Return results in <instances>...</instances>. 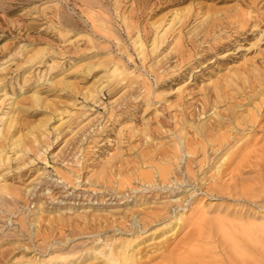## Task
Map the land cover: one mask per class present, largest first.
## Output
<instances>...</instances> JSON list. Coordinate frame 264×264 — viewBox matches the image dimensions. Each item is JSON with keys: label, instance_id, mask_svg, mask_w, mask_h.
Here are the masks:
<instances>
[{"label": "rangeland", "instance_id": "374dc122", "mask_svg": "<svg viewBox=\"0 0 264 264\" xmlns=\"http://www.w3.org/2000/svg\"><path fill=\"white\" fill-rule=\"evenodd\" d=\"M56 1L0 0V264H104L108 246L102 244L126 240L134 241L129 253L134 251L144 264H157L163 248H155L162 247L161 241L167 240L169 251L187 232L210 231L211 219L231 222L242 217L264 224V207L207 192L225 155L195 173L204 188L189 185L178 196L184 206L176 218L131 236L118 234L108 222L128 211L159 207L168 197L150 202L138 197L115 206L106 202L104 193L113 181L128 179V187L137 188L140 181L131 176L133 171H183L190 156L184 141H198L209 150L205 139L231 129L206 126L224 120L226 110L245 117L264 99V80L254 91L249 88L252 79L258 82L256 75L264 74V0H128L122 11L111 12L133 13L138 19L132 24L94 26L81 21L79 10L71 11L69 0H60V8L74 23L60 24ZM207 7L210 14L203 18ZM188 8L205 13L181 29L178 20L188 16ZM212 8H218L217 20ZM238 11L249 12L251 18L246 23L229 21ZM256 15L259 21L253 22ZM199 18L216 20L217 30L204 23L206 27H198ZM173 19L177 30L159 36ZM179 31L186 37L177 38ZM191 31L192 38L187 37ZM260 119L264 126V117ZM259 125L253 132L242 127L241 135L260 144L264 128ZM196 146L197 154L190 157L200 164L204 154ZM48 176L60 181L58 186ZM39 180L31 195L27 189ZM61 185L65 193H60ZM61 194L67 197L62 200ZM102 217L108 221L97 224Z\"/></svg>", "mask_w": 264, "mask_h": 264}, {"label": "bare ground", "instance_id": "6f19581e", "mask_svg": "<svg viewBox=\"0 0 264 264\" xmlns=\"http://www.w3.org/2000/svg\"><path fill=\"white\" fill-rule=\"evenodd\" d=\"M47 1L52 2V0H47ZM69 1L72 3V7H69V8H71V11L75 12L76 10H79V13H81L84 16V18L81 21L86 22V23H90V25L92 24L93 26L95 24H104V23H110V22L111 23L112 22L113 23L114 22H117V23L122 22L124 25H128V23L132 24V22L134 20L138 19L137 16H132L133 13L130 15H125V14H121L120 12H118L116 14H113L111 12V8H114V10L117 11V9L119 10L122 7L123 8L126 7L127 6L126 3L128 0H69ZM135 1H132V2L134 3ZM192 1L194 2V0H192ZM255 1L256 0H254V1L250 0L249 2L251 4H253ZM132 2H130V3L132 4ZM164 2H166V1H164ZM196 2L198 4L197 0H196ZM201 2H202V0H201ZM203 2H205V1H203ZM56 3H58V5H59V6L56 5L58 7V8L56 7L57 12L55 13L56 14V16H55L56 21L62 25H65V26L73 25V23H74L73 18L74 17L67 15L66 13H64L61 10L62 7L60 8V6H61L62 2L60 0H57ZM167 3H168V1H167ZM50 4H52V3H50ZM50 4H49V6H50ZM148 4H146V5H148ZM203 4L204 3H202V5ZM138 6H140V5L138 4ZM150 6H148V7L153 8V6L152 7H150ZM200 6H201V4H200ZM130 7H132V6H130ZM145 7L147 8V6H145ZM209 7H211V6H209ZM253 7L254 6H252V8ZM48 8L50 9V7H48ZM141 8H144V7H141ZM213 8H214V6H213ZM213 8H212V10H215ZM257 8L259 9L258 5H257ZM131 9H133V8H131ZM140 9H139V11H140ZM197 9H200V8H197ZM187 10H188L187 11L188 16L185 17L181 21L178 20V23L180 22V27H181V25L190 23L192 20L197 19V17H199L198 16L199 14L201 17V15H203L205 13V12H203L201 14V12L203 11V10L201 11V9H200L201 12L197 11L196 13L191 12L192 10H189V8ZM210 10H211V8L210 9L208 8V10L206 9L207 16L204 14L205 17H203V18H206V17L208 18L209 14H210ZM216 10L218 11V8ZM216 10L212 11V12H214V14H212V12H211V14L214 15V17H215V12L217 14ZM54 11H56V10H54ZM121 11H122V9H121ZM146 11H148V10H146ZM248 13L249 12H244V11L235 12V15H233L231 20H229V21H231V22L243 21L246 23V20L251 18ZM136 14L134 13V15H136ZM145 14H146V12H145ZM181 15H183V12ZM184 15H186V14H184ZM223 15H226V14H223ZM223 15H221V18L223 17ZM218 16H220V15H218ZM258 16L259 15H256L254 17L252 16L253 22H254V20L256 22L259 21V19L256 20V18ZM214 17H213V19H214ZM218 18H219L218 20H220V17H218ZM225 18H226V16H225ZM210 19H211V17H209V20ZM75 20H76V18H75ZM198 20L200 21V18ZM216 20H217V18H216ZM216 20H211L213 23H210V22H208V19H203L202 21H200L201 24H198V27L200 25L203 26L204 24H207V26L210 25V27L208 26L210 31L214 30V27H215V29L217 27L215 24ZM140 21H141V19H140ZM176 21H177V19H176ZM176 21H174V19H173L168 24H166L167 26L163 29V31L161 32V34L159 36L165 37L169 32H170V34L172 32H175L177 29L175 31H173V30L175 27L174 25H176L174 22H176ZM137 22H139V21H137ZM200 22H198V23H200ZM224 22H225V20H224ZM78 23H79V21H78ZM202 23H204V24H202ZM208 23H210V24H208ZM226 23H228V22H226ZM240 23H242V22H240ZM217 24H219V23H217ZM104 25H106V24H104ZM96 27H98V26H96ZM198 27L196 29H198ZM203 27H206V25H204ZM92 28H94V27H92ZM181 29H182V27H181ZM196 29L194 30V32L196 31ZM200 29H201V27H200ZM209 30H208V33H209ZM154 31H155V29H154ZM203 31H204V29H203ZM145 32H146V30H145ZM147 32L149 34L151 33L149 31H147ZM158 32H157V34H158ZM201 32H202V30H201ZM185 33H187V32H185ZM188 33H187V35H188L187 37L191 36V38H192L191 33H193V31H191L189 34ZM144 35L146 36L147 34H144ZM173 35H174V33H173ZM200 35L198 37H200ZM184 36L186 37V35L183 34L182 31H179V35H178V37L177 36L176 37L177 38H184ZM214 36H215V34H214ZM194 37L196 38L197 35L196 36L194 35ZM246 37H247V34H246ZM220 38H221V35H220ZM184 41L185 40H183V42ZM184 45H186V44H184ZM177 46H178V43H177ZM177 46H176V48H177ZM177 50H179V48ZM177 52L178 51H176V53ZM192 59H193V57H192ZM162 71L165 72V70H162ZM157 72H158V70H157ZM153 73H154L153 75L156 74L155 72H153ZM165 74H166V72H165ZM161 75H164L163 72H161ZM159 76L160 75H155L154 77L159 79ZM255 78H258V80H257L258 82L256 84H254L253 79H252V81L250 83V87H249L251 91H254L256 89V87L261 85L262 82H260V81L264 80V74L260 73V74L256 75ZM171 79H177V78L173 77ZM244 79H242V80H244ZM155 80H157V79H155ZM250 80H251V78H250ZM161 81H162V79H161ZM156 85H158V84H156ZM220 90H219V93L223 92V90H221V91ZM223 93H225V92H223ZM216 94H214L215 99L217 96ZM253 94H254V92H253ZM226 97L229 100L232 98L228 95ZM218 98H221V97L218 96ZM148 99H150V98H148ZM248 99H250V98H248ZM222 100H223V97H222ZM212 101H214V100H212ZM225 101H226V99H225ZM231 103H232V105L234 104V102H231ZM203 106L207 107L208 105L207 106L203 105ZM252 106H253V104H252ZM230 107H231V105H230ZM201 109H203V108H201ZM253 110L254 111L252 113H248L245 117H242V118L241 117L240 118L235 117L236 112H234L233 109L228 110V112L226 110V114H227L226 118L223 116L225 119L222 116H218L219 118L222 117L224 120H220V121L217 120L216 125L214 124L213 126H211V125L206 126V127H210L209 129L208 128L207 129L212 130V131H216L218 129L219 130L227 129V128L232 130L231 131L228 129L230 131V133H227V132L226 133L225 132L218 133V131H217L216 135L211 136V137L209 136L208 137L209 139H205L204 144L209 143V144H207L209 150L208 149L206 150L204 145L198 141H195V140L194 141L193 140L184 141V144L187 146V149L185 148V150H186L185 153H187V155H190V156L195 155V153H196L195 149L197 148L196 145L201 147L199 150L202 149L201 151L203 152L204 156H203V160L200 161L201 162L200 164H197L198 161H196V160L194 161L189 156L188 161H187L186 166L183 169V171L180 168H178V169L177 168H173V169L170 168L169 169L168 167L167 168L154 167L153 172L145 171V172L135 173L136 171H133L134 174L132 173L131 176L140 181V184L137 186V188L128 187L129 186L128 179L126 181L120 180V181L116 182V184L114 183V181H113V183L108 184L109 186L107 188H105L104 193L106 196V202H109L110 205H115V206L124 205L125 206L129 203H133L135 201V199H138V197L139 198L142 197L143 201H146V202H150L149 201L150 198H153V199L156 198V200H157V198L158 199L163 198L164 195H166V197H168V198H166V201L160 203L161 205L159 207L144 208V210L142 212H139V213L128 211L125 214H121L120 217H118V218H115V219L112 218V220L108 223L109 224L111 223V225L114 227V230L117 231L118 234H122L125 236H131V235H134L135 233H137L141 230H144L146 228H148L147 230H149L150 227L155 226L156 224L159 223V221L162 222L163 220H168V219L174 218V217L176 218L177 213L178 212L180 213V211H181L180 208L182 206H184V205L180 204V200H179L178 196L181 193L188 191L189 189L187 187L189 185L191 186V188L193 185L198 186L199 182L201 181L200 179H202V178L198 179V176H197L198 173L197 172L200 171L201 167H204V168L208 167L216 159L222 158V156H224V155L225 156L223 157L221 162H219V165L215 169L216 173L213 174V176H211V180H210L211 184L209 186L207 185V187H206L207 192H210L214 195H234V196L241 198L243 201L249 203L251 206L256 205V206H258L259 209L264 207V141H262L260 144H258V142H256L255 139L244 137L243 136L244 133L241 135L242 127H243V129H248L249 131L253 132L254 129L260 124V120H261L260 118L264 117V99L259 100V102L253 106ZM238 116H239V114H238ZM262 128H264V126H262V124H261L260 129H262ZM205 130H206V128H205ZM210 133H211V131H210ZM85 136H87V135H85ZM199 150H198V152H199ZM182 156H183V151H182V153L180 152V156H179L180 159H182ZM176 165H177V163H176ZM192 165H193V167H192ZM155 173L157 175H155ZM195 173H197V175H196L197 178H194ZM244 173H250V174L252 173V176L250 175L251 177L248 178L249 174H247L248 176L246 178H244V176H243ZM223 177H226V178L224 180H222ZM46 179H49V181H51V182H56L55 185H57V183L60 182V181L58 182V180L49 178V176L46 177ZM196 180H197V182H196ZM198 180H200V181H198ZM207 180H208V178H207ZM40 183H41V180L37 181V183L33 184V186H31L30 188L27 189V192H29L31 195L32 194L34 195V192L37 190L36 187ZM202 183L203 182H201L200 184H202ZM204 184H205V182H204ZM201 187L204 188V185ZM58 188L61 190L60 193L66 192L64 190L63 185L59 186ZM133 189L135 192L141 193V195L138 196L137 194H134L135 192L132 193ZM61 195H63V194H61ZM65 197H67V195L61 196L62 200ZM159 202H157V203H159ZM108 217H106L107 219H105V217H102L103 219L97 218L95 220V222L100 225L102 223L107 222ZM179 218L180 217H177L178 221H179ZM240 218L242 219V217H240ZM241 219H235V221H231V222L225 221L224 218L211 219L207 222L208 227H209L208 229H210V231L206 232L207 234L203 233V235H202L199 232H195V231L194 232H191V231L187 232V234H185V236L173 248L169 249V251H166V245L165 244L167 243V240L161 241L160 244L162 247H156L155 248V249L163 248V250L160 253L161 254V257H160L161 260L157 264H264V224H255V223H251L248 221H243ZM149 234H151V233H146L145 236H147ZM110 242L111 243H106V244L103 243L102 244V246H104V245L108 246V252L103 254V257L105 258L104 264H144L139 259V257L136 256V253L134 251L129 253V250L127 249V248L132 246V242H134V241H131V240L127 241L126 240V241H121V242H117V243H115L114 241L113 242L110 241ZM158 255H159V253H158Z\"/></svg>", "mask_w": 264, "mask_h": 264}]
</instances>
